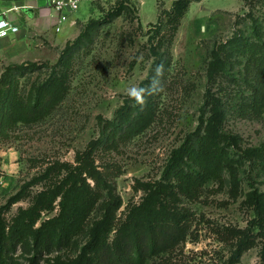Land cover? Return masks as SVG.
Returning a JSON list of instances; mask_svg holds the SVG:
<instances>
[{
	"label": "rangeland",
	"instance_id": "obj_1",
	"mask_svg": "<svg viewBox=\"0 0 264 264\" xmlns=\"http://www.w3.org/2000/svg\"><path fill=\"white\" fill-rule=\"evenodd\" d=\"M118 1L92 0L86 17L78 23L79 36L95 22L89 29V37L72 50L73 69L67 98L43 121L6 127L0 123V211L49 165L58 161L74 163L77 153L84 151L90 141L105 140L107 133L102 120L115 119L117 111L133 98L131 89L141 90L147 80L154 87L159 83L156 57L151 48L156 40H150L152 26L158 20L146 22L157 19L159 13L167 31L168 14L175 0H158V10L156 0H143L142 6L138 0H128L130 11L112 16L110 13ZM255 28L264 31V0H201L189 4L170 46L172 64L163 78L165 88L160 91L158 100L160 119L118 150L104 149L101 145L96 153L100 170L111 174L109 180L123 201L116 214L119 223L125 219L128 206L139 204L143 199L144 190L137 188L138 181L162 180L172 151L199 127L206 111L211 51L237 34L251 38ZM66 34L62 31L57 36L64 38ZM19 35L0 48V77L9 66L32 62L41 65L13 72L10 87L23 95L33 83L51 75L67 43L72 44L78 36L72 35L59 44L55 38L52 42L47 38L33 40ZM234 62L235 68L230 70L229 77L222 78L220 86L212 87L220 89L219 94L224 98V131L239 137L240 147L232 151L238 158L243 149L264 145V108H253L252 86L248 83L255 81V77L251 73L245 75L247 57L238 55ZM8 89L4 87V92ZM0 107L1 112L6 113L4 100ZM259 165L247 161L240 167L237 196H234L229 175L224 173L221 180L207 182L197 199L183 197L180 208L188 218V221L185 219L188 233L184 241L169 251L148 254L133 264H228L236 249L237 230L251 228L256 218L254 209L246 202V195L254 190L264 193V167ZM54 179L52 176L51 180L29 187L19 201L4 209L2 214L7 224L12 223L21 209L30 207L33 197L49 187ZM55 205L53 211H42L36 227L57 215L59 206ZM100 216V210H96L91 220ZM114 237L115 231L109 241ZM88 239L85 232L75 237L70 246L42 254L37 264H51L58 258L74 259ZM261 242L257 239L237 264H264ZM0 255L2 264H31L29 258L34 251L28 252L21 244L7 242Z\"/></svg>",
	"mask_w": 264,
	"mask_h": 264
},
{
	"label": "trees",
	"instance_id": "obj_2",
	"mask_svg": "<svg viewBox=\"0 0 264 264\" xmlns=\"http://www.w3.org/2000/svg\"><path fill=\"white\" fill-rule=\"evenodd\" d=\"M192 1L201 0H175L168 14L167 31L163 28L161 15L152 26L154 31L150 40H156L152 44V52L156 64L163 67L157 73L160 81L155 87L148 80L141 86L146 103L141 105L132 98L117 111L115 119L102 120L107 133L105 140L98 138L90 141L84 151L77 153L74 163L58 161L49 165L41 176L33 177L8 200L3 210L19 201L29 187L55 176L51 185L36 194L30 207L21 209L11 224H7L3 210L0 211V254L7 242L21 244L28 252L34 251L29 260L31 264H37L42 254L50 253L57 247H68L75 237L86 232L89 239L76 258L68 261L58 258L51 264H133L148 254L169 251L184 241L188 233L185 219L188 221V218L180 208L183 197L197 199L207 182L221 180L224 173L229 175L234 196H237L240 189L239 170L243 163L251 161L264 167V145L243 149L238 158L234 156L233 148L240 147L239 137L224 131V98L219 94L220 89L212 87L220 86V80L229 77L238 55H245V75L251 73L255 77V81L248 83L252 86L250 96L253 108H264V31L255 28L251 38L237 34L227 42L217 44L211 51L207 69L206 111L200 118L199 127L172 151L162 180L138 181L137 188L144 190L142 201L130 204L125 219L120 223L117 219L116 214L123 201L109 180L111 174L100 170L96 153L101 145L104 149L118 150L122 144L144 133L160 119L158 100L160 91L165 88L163 78L172 64L170 46ZM128 4V0H119L110 15L130 11ZM94 24L88 25L72 44L67 43L58 68H52L51 75L44 81L33 83L27 94L21 95L11 89L13 72L41 65L32 62L9 66L5 70L0 77V104L4 100L8 109L5 113L0 107L1 124L6 127L43 121L67 98L73 69L72 50L89 37V29ZM4 87H9L7 92H4ZM246 202L254 209L256 218L251 222V228L237 230L236 249L228 264H237L257 239L262 241L261 257L264 261V193L251 191L246 195ZM55 203L59 206L57 215L36 227L42 211H53ZM96 210H100L101 216L93 221L91 216ZM113 231L115 237L110 242Z\"/></svg>",
	"mask_w": 264,
	"mask_h": 264
},
{
	"label": "crops",
	"instance_id": "obj_3",
	"mask_svg": "<svg viewBox=\"0 0 264 264\" xmlns=\"http://www.w3.org/2000/svg\"><path fill=\"white\" fill-rule=\"evenodd\" d=\"M53 1L54 0H0V15L7 17L20 28L17 34L11 35L8 38H0V48L9 40L15 39L19 34L20 37L26 36V39L32 38L33 40L38 37L47 38L49 40L55 38L59 44H63L69 40L72 35L77 37L79 34L77 28L78 23L86 17L88 7L92 0H81L80 10L70 13L69 19L59 32L56 31L58 16L53 8ZM138 1L142 6L143 0ZM156 1L158 10V0ZM81 8L85 10L82 11ZM158 19L159 13L157 19H153V21L149 22L147 21L146 23H154ZM62 31L67 33L64 38L57 36V34ZM51 41L55 42L54 40Z\"/></svg>",
	"mask_w": 264,
	"mask_h": 264
},
{
	"label": "built area",
	"instance_id": "obj_4",
	"mask_svg": "<svg viewBox=\"0 0 264 264\" xmlns=\"http://www.w3.org/2000/svg\"><path fill=\"white\" fill-rule=\"evenodd\" d=\"M81 0H54L53 8L57 12L58 22L56 31L62 29V25L69 19L70 13L77 12L80 8ZM20 31L19 26L15 25L7 17L0 15V38H8Z\"/></svg>",
	"mask_w": 264,
	"mask_h": 264
},
{
	"label": "clouds",
	"instance_id": "obj_5",
	"mask_svg": "<svg viewBox=\"0 0 264 264\" xmlns=\"http://www.w3.org/2000/svg\"><path fill=\"white\" fill-rule=\"evenodd\" d=\"M162 65H157V72L160 73L162 71ZM130 96H132L133 98H135V100L137 101V103L143 105L146 103V100L142 94V90H138V89H131L130 90Z\"/></svg>",
	"mask_w": 264,
	"mask_h": 264
}]
</instances>
